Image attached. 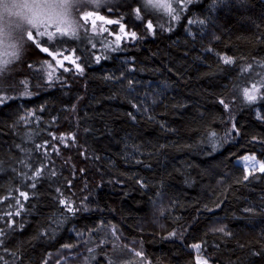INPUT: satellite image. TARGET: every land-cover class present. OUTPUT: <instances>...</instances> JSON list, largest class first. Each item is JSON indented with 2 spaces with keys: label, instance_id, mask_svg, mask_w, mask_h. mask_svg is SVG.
<instances>
[{
  "label": "trees",
  "instance_id": "16d2710c",
  "mask_svg": "<svg viewBox=\"0 0 264 264\" xmlns=\"http://www.w3.org/2000/svg\"><path fill=\"white\" fill-rule=\"evenodd\" d=\"M40 31L0 71V264H264V0Z\"/></svg>",
  "mask_w": 264,
  "mask_h": 264
},
{
  "label": "clouds",
  "instance_id": "9594fccd",
  "mask_svg": "<svg viewBox=\"0 0 264 264\" xmlns=\"http://www.w3.org/2000/svg\"><path fill=\"white\" fill-rule=\"evenodd\" d=\"M101 0H0V44L15 46L16 57L10 63H0V71L5 70L22 58L29 46L28 33L37 29L43 31L51 23L53 30L59 26L78 30L79 12ZM79 10V11H78ZM43 20V25L36 17Z\"/></svg>",
  "mask_w": 264,
  "mask_h": 264
},
{
  "label": "rangeland",
  "instance_id": "374dc122",
  "mask_svg": "<svg viewBox=\"0 0 264 264\" xmlns=\"http://www.w3.org/2000/svg\"><path fill=\"white\" fill-rule=\"evenodd\" d=\"M88 9V8H87ZM79 11V10H78ZM95 19V17H93V19L92 20H94ZM91 25H92V21H90L89 22ZM105 24H103L101 21H99V20H96L95 21V26L93 27V28H96V27H98V26H102L103 28H105L106 27V25L104 26ZM50 26H52V25H50ZM97 29V28H96ZM95 30V29H94ZM4 53V54H3ZM11 53L13 54L14 52L12 51V48H11V46H9V45H3V44H0V63H3V64H8L9 63V61L11 60V57H12V55H11ZM14 55H15V53H14ZM16 56V55H15ZM57 56V55H56ZM56 56H54L55 58V65L54 66H50V64L48 65V70L49 71H51V73L53 74V73H55V71H56V68L57 69H59V67H61V66H64L63 65V61H61L62 59H60V58H57ZM58 57H60V56H58ZM9 60V61H8ZM0 74H2V73H0ZM26 121L27 122H29V123H32V122H35V121H37V119L34 117V114H32V113H30V114H28V116H27V118H26ZM247 157H249L250 159L248 160V161H244L245 162V164H246V168H247V171H252V170H254V169H259L260 171H262L261 169H260V165H261V163L260 162H258L257 160H256V158L255 157H251V156H247ZM252 158H254V159H252ZM262 172H264V171H262ZM76 255V254H75ZM204 261H206V260H204V259H202V258H198V264H204ZM207 264H211V263H209L208 261H207Z\"/></svg>",
  "mask_w": 264,
  "mask_h": 264
},
{
  "label": "snow or ice",
  "instance_id": "6c2138e0",
  "mask_svg": "<svg viewBox=\"0 0 264 264\" xmlns=\"http://www.w3.org/2000/svg\"><path fill=\"white\" fill-rule=\"evenodd\" d=\"M147 3H151V0H147ZM99 4H100V2L95 3L96 7H99ZM93 16H94V12H93V11H87V12L81 17V19L84 20V21H87L89 18H91V17H93ZM37 20H39V17H38V16H37L33 21H30V22L33 23L34 26H35L36 23H37ZM96 20H102V21H104L105 18H104L103 16H100V15H95V19L92 20V26H93V27L95 26V21H96ZM105 22L108 23V24L114 23V21H113V20H110V19H109V20H106ZM39 23H40L41 25H43V20H39ZM50 25H51V23H49L48 26H50ZM48 26H47V27H48ZM148 26L151 27L150 24H149ZM45 28H46V27H45ZM121 30H123V27H121ZM67 31H71L73 36L76 35V30L71 29L70 26H69V28H62V27L57 26V27L55 28V32H49V33H47V35H48L49 37H51V36L55 35L56 33L67 34ZM45 34H46V33H45L44 31H40V32H39V35H41V36H43V35H45ZM131 35H132L133 38H135L136 33H135V32H132ZM28 38H29V39H33V36H32V33H31V32L28 33ZM117 39H119V37H117ZM11 47L14 48L15 46L13 45V46H11ZM42 51L47 52L49 55H52V52H49V49H48L47 47L42 48ZM13 54H14V53H13ZM68 58H69V57H65V59H68ZM97 59H99V58H97ZM230 62H231V61H230L229 59L225 58V63H230ZM252 99H254V97H252ZM249 159H250V158L247 157V156L244 157V160H245V161H248ZM252 159H254V158H252ZM260 169H261L262 171H264V164H261V165H260ZM21 195H24V194L21 193ZM221 231H222V229H221ZM196 247L198 248L199 246L197 245ZM204 264H207V261H204Z\"/></svg>",
  "mask_w": 264,
  "mask_h": 264
}]
</instances>
